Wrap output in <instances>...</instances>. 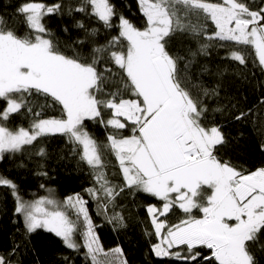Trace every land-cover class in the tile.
I'll list each match as a JSON object with an SVG mask.
<instances>
[{"label":"snow or ice","instance_id":"obj_1","mask_svg":"<svg viewBox=\"0 0 264 264\" xmlns=\"http://www.w3.org/2000/svg\"><path fill=\"white\" fill-rule=\"evenodd\" d=\"M138 4L146 20L143 29L121 15L117 36L105 45L93 46L87 54L72 46L71 56L53 41L43 23L46 15L61 11V4L47 6L30 0L18 8L32 33L23 37L0 19V99L6 101L0 111V153L18 151L42 135L61 133L80 146L85 163L99 170L103 167L101 146L84 130V121L101 117L102 109L110 110L111 118L101 123L115 130L108 136V146L120 163L125 185L163 201L162 209H147L159 239L152 252L183 264H259L254 248L264 251V167L245 174L217 155L227 139L221 126L205 123L208 109L193 89H202L204 97L217 96L218 90L193 83L189 71L193 60H185L181 68L184 58L172 54L169 43L177 34L194 38L206 35V23L200 22L203 17L216 29L207 39L252 45L264 67V7L252 10L243 0H138ZM72 11L69 8V13ZM74 11L95 17L106 28L113 27L116 16L110 0H83ZM76 26L85 29L81 21ZM85 31L87 36L96 35L95 29ZM85 43L76 41L80 46ZM206 47L201 45L200 52ZM196 55L191 52L192 57ZM105 56L122 70L124 88L134 98L125 99L119 91L109 92L104 98L97 95L105 79L97 65ZM231 58L245 63L239 50L233 51ZM33 91L58 103L62 116L42 119L37 112L30 130H10L3 121L25 108ZM251 113L252 109L240 110L234 118L243 120ZM129 122L132 134L119 135ZM96 180L109 201L118 195L105 176L98 174ZM0 185L12 189L15 212L24 216L28 233L43 228L60 237L67 248H79L73 238L77 226L65 211L58 210L61 206L55 200L41 198L29 204L17 194L12 181L0 177ZM86 191L94 198L99 195L94 188ZM86 203L76 193L66 198L64 206L76 209L77 216L83 217L84 247L92 264H99L97 257L104 250ZM45 204L54 206V210L47 211ZM176 206L188 214L186 219L171 226L158 219ZM193 209L202 216L191 215ZM113 219L122 220L118 215ZM178 246H186L187 251H170ZM200 248L208 249L209 254L204 255ZM104 255L113 257L112 264H126L119 247ZM0 264H5L2 257Z\"/></svg>","mask_w":264,"mask_h":264},{"label":"trees","instance_id":"obj_2","mask_svg":"<svg viewBox=\"0 0 264 264\" xmlns=\"http://www.w3.org/2000/svg\"><path fill=\"white\" fill-rule=\"evenodd\" d=\"M26 2L30 0H0V19L21 37L32 34L25 17L17 12ZM31 2L47 6L62 5L59 13L46 15L43 23L53 41L70 56L73 55L72 46L87 54L93 46L105 45L113 36H117L121 15L140 29L146 24L138 0H110L116 10L112 28H106L95 17L74 11L83 0H31ZM208 2L223 3L222 0ZM243 2L252 10L264 7L261 0ZM69 8L73 9L71 13ZM90 11L89 7L88 12ZM77 21L83 22L87 30L95 29L96 35L87 36L85 29L76 26ZM196 22L197 19L193 17V23ZM200 22L206 23V35L194 38L187 33L177 34L170 41L169 48L172 54L184 58L180 61L181 68L185 60H193L189 70L193 83L218 90L217 96L204 97L202 89L197 88L193 89V94L199 93L204 106L208 109L204 117L205 123L208 126L213 124L221 126L227 139V144L217 155L238 171L247 174L264 167V104L261 103L264 99V67L260 66L252 45H238L233 41L218 39L209 40L206 37L215 32V25L210 19L203 21V17L200 18ZM77 40H85L86 43L83 46L76 45ZM124 44L126 47V42ZM201 45H207L204 52H200ZM236 50L245 57L244 64L231 58V53ZM191 52H196L197 55L192 57ZM105 69L111 71L106 72ZM97 70L105 76L100 92L97 93L100 98H104L109 92L117 91L125 99L134 98L131 92L124 88L126 77L123 76L122 70L107 56L98 63ZM5 107L6 101L0 99V111ZM217 108L222 110L215 111ZM29 109L32 111L29 112ZM248 109H252V113L246 119L235 120L234 117L240 110ZM37 112L41 114L39 118L42 119L62 116V108L58 103L51 97L33 91L31 96L27 97V106L11 114L3 123L13 131L20 128L30 130ZM110 118V110L102 109L101 117L84 121V130L101 146L103 160L101 169L94 170L85 163L81 159L80 146L68 136L58 133L39 136L32 144L25 145L18 151L4 153L0 158V177L12 181L16 185L17 194L29 204L45 197L46 191L49 190L56 191L62 198L79 193L87 202L88 215L104 253H110L112 249L119 247L123 253L121 259L126 261V264H183L175 258L157 257L152 252V246L159 243V239L155 235L152 218L147 209L149 206L162 209L163 201L151 194L129 189L125 185L120 163L108 146V136L115 130L101 123V120L106 123ZM121 120L123 122V118ZM131 134L130 122L128 127L119 130L121 136ZM98 174L105 176L118 193L111 201L100 191L101 185L96 180ZM90 188L99 191L98 197L94 198L86 191ZM16 204L12 189L0 185V257L4 259L5 264H92V259L81 242V246L73 250L67 248L63 240L51 232L36 229L28 233L23 217L15 212ZM117 215L122 220L113 219ZM187 215L176 206L158 219L171 226L179 223L181 219H186ZM191 215L200 218L202 213L198 209H193ZM164 232L166 234V229ZM170 251L186 252L187 249L186 246H179ZM199 251L204 255L209 254L206 248H200ZM254 252L259 264H264V251L256 246ZM104 253L97 257L99 264H112L113 257L111 255L106 257ZM200 264L204 262L201 261Z\"/></svg>","mask_w":264,"mask_h":264},{"label":"rangeland","instance_id":"obj_3","mask_svg":"<svg viewBox=\"0 0 264 264\" xmlns=\"http://www.w3.org/2000/svg\"><path fill=\"white\" fill-rule=\"evenodd\" d=\"M223 1V0H222ZM50 134H58V133H50ZM28 145V144H27ZM25 146V145H23ZM22 146V147H23ZM21 147V148H22ZM6 152H13V151H5L3 153H0V158L1 156L6 153ZM72 196V195H71ZM69 197V196H68ZM43 198H48V199H53L57 202L58 205H60L61 207L58 210H63L65 211V214L69 217V219L77 226V231L74 233V240L75 242L79 245V247L81 246L80 242L82 243V245L84 246V237H83V232L86 230L85 229V223H84V219L82 216H77V210L73 209V208H69L67 206H64V201L66 200V198H62L60 195H58V193L54 190H49L46 191V196ZM86 206V205H85ZM43 207L47 210V211H52L54 210V206H50V205H43ZM21 216L23 217V221H24V216L21 214ZM25 223V222H24ZM42 230L47 231L46 229L43 228H39ZM49 232V231H48ZM52 233V232H51ZM54 234V233H53ZM179 247V246H178ZM178 247H174L178 248ZM172 250V249H171Z\"/></svg>","mask_w":264,"mask_h":264}]
</instances>
